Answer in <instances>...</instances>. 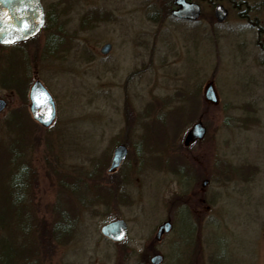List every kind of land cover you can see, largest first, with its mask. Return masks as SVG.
<instances>
[{
	"label": "rangeland",
	"instance_id": "rangeland-1",
	"mask_svg": "<svg viewBox=\"0 0 264 264\" xmlns=\"http://www.w3.org/2000/svg\"><path fill=\"white\" fill-rule=\"evenodd\" d=\"M192 1L195 22L172 16L175 0H41L48 29L0 46V240L13 263L264 264V0H213L223 23ZM36 81L55 103L48 128L30 112ZM197 123L206 135L186 145ZM119 145L127 158L109 172ZM118 220L122 243L101 233Z\"/></svg>",
	"mask_w": 264,
	"mask_h": 264
},
{
	"label": "water",
	"instance_id": "water-1",
	"mask_svg": "<svg viewBox=\"0 0 264 264\" xmlns=\"http://www.w3.org/2000/svg\"><path fill=\"white\" fill-rule=\"evenodd\" d=\"M176 9L172 11V16L183 21H197L201 16V7L189 0H175ZM215 15L219 23H223L227 18V11L222 5L215 8ZM45 25V12L41 0H0V46H13L32 40L40 34ZM112 46L106 44L101 49L102 55H108ZM205 100L218 104V95L212 82L208 83L204 91ZM30 112L33 119L41 126L50 127L56 117V108L52 96L41 84L36 81L30 90ZM7 103L0 100V113L6 109ZM206 135V129L202 123L195 124L185 140L186 145L202 140ZM128 149L124 145H119L114 150L109 172L118 169L121 163L127 158ZM172 224L166 222L162 224L156 234V239L160 241L165 234L170 233ZM127 224L118 220L105 225L101 229L104 237L114 243H122L127 236ZM163 257L156 255L151 259V264H162Z\"/></svg>",
	"mask_w": 264,
	"mask_h": 264
},
{
	"label": "trees",
	"instance_id": "trees-1",
	"mask_svg": "<svg viewBox=\"0 0 264 264\" xmlns=\"http://www.w3.org/2000/svg\"><path fill=\"white\" fill-rule=\"evenodd\" d=\"M190 1H192V0H190ZM207 1L213 6H215L217 4L213 0H207ZM240 17L243 18V16H240ZM50 23L52 24L50 18L46 17V25L44 27V30L48 29V26L50 25ZM51 43H52L51 46H52L53 49L49 50V52H50V54H54L55 51L57 50L56 41L52 40ZM26 176H27V174L21 169L12 177L11 187H12V189H13V191L15 193H16V191L22 192V191L25 190L24 182H25V177ZM17 194H19V193H17ZM18 200H19V198L15 199L16 204L19 203ZM186 211H188V210L186 209ZM188 213H189V217L192 219L191 214H190L189 211H188ZM192 223H193V221H192ZM55 230L58 231L60 233V235H63L61 233L65 232L64 228H62L60 226L59 227L57 226ZM11 245L12 244H10V243L8 245H5L4 244V240H0V254L2 253L1 256H0V258L2 259L0 261V264H16V262L13 263L12 258H14L16 256V254H18V252L16 250L14 251L12 249L13 246H11Z\"/></svg>",
	"mask_w": 264,
	"mask_h": 264
},
{
	"label": "flooded vegetation",
	"instance_id": "flooded-vegetation-1",
	"mask_svg": "<svg viewBox=\"0 0 264 264\" xmlns=\"http://www.w3.org/2000/svg\"><path fill=\"white\" fill-rule=\"evenodd\" d=\"M245 19V18H244ZM7 107V106H6Z\"/></svg>",
	"mask_w": 264,
	"mask_h": 264
}]
</instances>
